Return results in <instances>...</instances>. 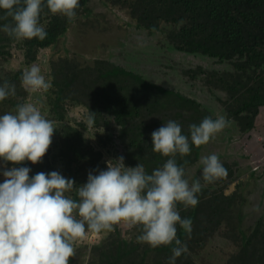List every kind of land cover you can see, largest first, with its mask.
Here are the masks:
<instances>
[{
    "label": "trees",
    "instance_id": "16d2710c",
    "mask_svg": "<svg viewBox=\"0 0 264 264\" xmlns=\"http://www.w3.org/2000/svg\"><path fill=\"white\" fill-rule=\"evenodd\" d=\"M89 1L80 0L77 16L90 10ZM99 1L128 8L139 28L165 32L169 46L183 56L202 55L225 64L227 68L222 70L190 65L179 71L212 92L220 111L229 121H235L241 131L257 128L264 133V0ZM72 22L44 8L41 23L46 27V38L17 41L0 32V61L11 55L13 44L22 47L28 60L35 59L36 52L56 44ZM171 61L174 68L176 62ZM21 74L17 71L0 75V80H7L16 88L15 96L0 102L2 111L15 106L17 97L23 93L18 92ZM51 82L45 104L48 113L53 115L55 136L40 162L33 164L26 160L15 165L30 167V177L37 172L58 171L79 185L86 181L90 170L99 169L96 166L105 156L104 150L112 146L113 137L109 134L98 137L105 146L102 150L95 148L79 128L62 121L67 100L86 109L88 119L92 118L91 125L99 122L105 128L109 124L105 118L110 116L120 127L117 136L123 142V153L119 156L124 157L125 166L141 163L149 173L167 159L152 150L150 134L153 130L171 119L179 122L187 135L190 124H198L205 116L215 118L210 108L197 98L176 88L147 82L107 59H95L92 65L83 66L75 59L59 56L52 61ZM200 146H192L189 154L175 157L185 168V174L188 166L198 159ZM222 164L227 174L209 184L201 181L204 186L196 206L185 208L177 204L181 217L191 218L192 230L186 234L177 226V236L187 243L189 252L177 258L176 264H199L197 254L191 252L201 248L226 221L233 227L227 228L223 235L239 242L226 264H264V218L256 220L248 232L239 230L238 236L235 229H239L241 222L235 220L234 208L240 194L237 191L224 193V186L232 180L234 172L229 164ZM7 165L11 167L12 162ZM232 220L237 224H232ZM131 231L134 235L126 236L116 229L108 244H93L87 264H167L172 245L152 248L136 241L138 228Z\"/></svg>",
    "mask_w": 264,
    "mask_h": 264
},
{
    "label": "clouds",
    "instance_id": "9594fccd",
    "mask_svg": "<svg viewBox=\"0 0 264 264\" xmlns=\"http://www.w3.org/2000/svg\"><path fill=\"white\" fill-rule=\"evenodd\" d=\"M79 6L80 0H0V32L17 41L44 40V8L72 22ZM21 84L30 92L52 87L36 64L22 71ZM15 95V85L0 80V102ZM229 123L224 115L205 116L190 124L186 135L180 123L170 119L150 134L153 152L167 157L160 167L149 173L141 163L125 166L119 156L105 161L104 169L90 170L86 181L77 185L58 171L30 177V167L15 166L26 160L40 162L55 129L34 104H16L0 114V264H69L76 241L86 231H110L121 223L138 228V243L152 248L172 245L167 264H176L189 252L177 236V226L186 234L192 230L191 218L181 217L177 204L196 206L204 184L227 170L219 156L210 153L200 157V175L190 180L175 157L207 144ZM7 162L12 166L5 167Z\"/></svg>",
    "mask_w": 264,
    "mask_h": 264
},
{
    "label": "rangeland",
    "instance_id": "374dc122",
    "mask_svg": "<svg viewBox=\"0 0 264 264\" xmlns=\"http://www.w3.org/2000/svg\"><path fill=\"white\" fill-rule=\"evenodd\" d=\"M87 6L90 10L87 13L81 12L69 24L66 33L56 44L39 49L35 59L28 60L24 56L22 47L13 44L10 49L11 55L6 60L0 61V75L4 76L17 71L22 73L26 67L36 64L41 68L45 78L51 80L52 61L59 56L75 59L83 66L92 65L95 59H107L114 65L118 64L140 75L147 82L176 88L197 98L210 108L211 114L215 117L225 116L214 101L212 92L206 90L198 80L191 81L188 75L179 71V68H189L190 65L222 70L227 68L225 64L207 56L193 54L183 56L176 52L169 46L165 32L159 29L149 31L136 26L128 8L103 4L99 0H90ZM171 59L176 62L174 68L171 66L173 64ZM19 90L23 93L17 97V104L32 103L40 108L42 114L48 119L54 121L53 115L48 113V107L45 104L48 90L47 92H30L22 86L21 82L18 92ZM14 107H9L6 111L0 109V114L14 110ZM63 116L62 121L84 132L85 137L95 148L105 149L98 138L99 136L102 138L103 133L113 137L112 146L109 150H104L105 156L96 166L99 169L106 168L105 161L115 159L123 153V142L117 136L120 127L114 124L110 116L105 118L109 120L108 126L105 127L109 129L108 131L100 126L99 122L93 126L88 123L86 109L73 100L65 101ZM55 133L56 129L53 131L52 139ZM210 153L217 154L221 163L229 164L234 172L232 180L224 186L223 191L226 194L232 191L240 194V200H237L234 208L235 220L239 219L241 222L238 223L239 229H235L240 236L239 230L248 232L256 220L264 218V133L257 128L243 132L235 121L230 120L228 126L217 133L214 139L200 146L198 159L187 168L186 176L190 180L195 179L200 173V157ZM5 167L10 166L6 164ZM3 179L4 177L0 176V182ZM226 222L221 224L217 232L212 234L201 248H195L191 252L194 255L198 253L196 256L199 264H226L230 254L238 249V241L223 235L227 228L233 227ZM232 224L237 223L232 220ZM116 229L121 233L125 232L126 236L134 235L132 228L123 223L114 226L110 231H86L84 238L76 241L74 255L69 264L81 262L87 264L90 253H93L91 246L108 244Z\"/></svg>",
    "mask_w": 264,
    "mask_h": 264
},
{
    "label": "bare ground",
    "instance_id": "6f19581e",
    "mask_svg": "<svg viewBox=\"0 0 264 264\" xmlns=\"http://www.w3.org/2000/svg\"><path fill=\"white\" fill-rule=\"evenodd\" d=\"M234 36V35H233ZM233 47V46H232ZM170 54V53H169ZM222 56H224V55H222ZM251 58V57H250ZM240 67V66H239ZM235 69V68H234ZM239 69V68H238ZM242 70H244V69H242ZM121 72H123V71H121ZM227 93V92H226ZM251 98V97H250ZM235 101V100H234ZM220 103V102H219ZM244 105V104H243ZM245 108V107H244ZM228 119V118H227ZM96 123V122H95ZM144 127V126H143ZM250 136V135H249ZM240 139V138H239ZM146 168V167H145ZM147 169V168H146ZM256 229V228H255ZM232 230V229H231ZM228 233V232H227ZM126 234V233H125ZM203 236V235H202ZM205 236V235H204ZM234 236V235H233ZM250 239V238H249ZM251 240V239H250ZM119 242V241H118ZM151 249V248H150ZM261 249V248H260ZM262 251V250H261ZM194 252H196V251H194ZM198 254V253H197ZM157 264V263H156Z\"/></svg>",
    "mask_w": 264,
    "mask_h": 264
}]
</instances>
